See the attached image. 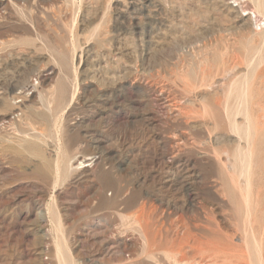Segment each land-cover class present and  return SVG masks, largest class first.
I'll use <instances>...</instances> for the list:
<instances>
[{
    "label": "rangeland",
    "instance_id": "374dc122",
    "mask_svg": "<svg viewBox=\"0 0 264 264\" xmlns=\"http://www.w3.org/2000/svg\"><path fill=\"white\" fill-rule=\"evenodd\" d=\"M256 4V0H0V264H57L51 255L54 251L52 233V238H42L43 231L38 230L34 216L36 206L45 205L52 198L58 204L64 231L67 229L69 251L82 261L80 264H89L91 258L93 263H98L104 256L111 264H117L112 247L120 239L137 243L130 256L126 253L123 264H180V261H183L181 264H264V259L261 263L258 261L256 251L249 253L244 246L242 250L231 248V243L238 244L234 238L239 234H234V226L241 220L237 217L235 220L232 211L225 206L228 193L223 183L230 172L236 174L240 167L235 171L218 168L214 160L217 153L228 166L231 163L232 137L226 123L213 129L208 118L210 111L202 115L203 105L209 103L212 107L215 96L223 98L220 84L227 82L231 74L220 68L212 90L198 85L184 94L180 89L188 78H198L201 71H209L213 60H218L221 67L235 62L237 75L246 71L250 93L264 105V17L256 11ZM186 72L191 75H184ZM195 73L197 75H192ZM140 82L154 88L155 93L163 90L161 92L174 99L172 111L176 110L174 105H179L185 113L181 124L167 121L164 126L149 119L147 97L135 85ZM31 92L35 95L33 101L29 100ZM165 113L164 116L169 115ZM2 115L6 118L1 119ZM179 133L187 135L191 142L181 143L179 138L183 136ZM35 137L38 141L32 140ZM261 140L264 142L262 138L254 144L251 179L262 197L264 143ZM66 142L70 143V150ZM164 149L180 161L175 175L161 163ZM94 151L101 152L105 162L96 175L83 178L72 174L61 178L56 189L51 185L50 173L56 154L61 158L63 155V158L74 155L81 158ZM38 159L41 161H36ZM100 187L106 191L102 201L97 194ZM187 193L193 196L196 208L193 204L183 206ZM113 197L116 202L130 199L127 205L121 204L115 209L116 204L111 208L106 200ZM145 201L149 203L147 212L156 223L154 256L142 253L140 237L128 229L131 224L125 221L126 216ZM160 202L169 207L175 203L173 206L181 211L162 218L161 209L153 210ZM177 214L198 228L191 230L187 238L176 227L181 223ZM98 217L111 222V232H104L100 227L91 230L85 225L95 224ZM213 220L223 222H219L220 228ZM45 225V230L50 228L49 222ZM180 237L183 241L178 246ZM172 240L176 242L172 244ZM215 246L225 252L217 254ZM178 248L181 254L171 257Z\"/></svg>",
    "mask_w": 264,
    "mask_h": 264
},
{
    "label": "bare ground",
    "instance_id": "6f19581e",
    "mask_svg": "<svg viewBox=\"0 0 264 264\" xmlns=\"http://www.w3.org/2000/svg\"><path fill=\"white\" fill-rule=\"evenodd\" d=\"M41 1V0H40ZM257 4H256V11L258 13H260L263 17H264V0H256ZM18 2V1H17ZM21 2V0H20ZM17 7V6H16ZM122 10V9H121ZM254 14V13H253ZM256 16V15H255ZM258 18V16H257ZM95 28V26H94ZM257 29V28H256ZM262 29L259 28V31H261ZM264 31V30H262ZM261 31V32H262ZM259 33V32H256ZM259 35V34H258ZM264 36V35H263ZM263 39V38H262ZM250 41V40H249ZM263 41V40H262ZM248 43V42H247ZM246 43V44H247ZM252 44V43H251ZM255 45V44H254ZM245 46V45H244ZM226 47V46H224ZM214 48V46H213ZM248 48V46H247ZM219 49V48H218ZM220 50V49H219ZM218 50V51H219ZM225 50V49H224ZM246 50V48H245ZM260 49H258L259 52ZM217 51V52H218ZM221 51V50H220ZM257 52V53H258ZM198 53V52H197ZM204 53V52H203ZM213 53V52H212ZM256 53V54H257ZM217 54V53H216ZM220 54V53H219ZM224 54V53H223ZM230 54V53H229ZM246 55V54H245ZM258 55V54H257ZM236 56V55H235ZM205 57V56H204ZM257 57V56H256ZM206 58V57H205ZM247 58V57H246ZM254 58V57H253ZM252 58V60H253ZM217 59V58H216ZM222 59V58H221ZM211 60V59H210ZM251 60V59H250ZM215 61L212 65H211V69L209 71L203 70L201 71V73H199V77H194V78H188L191 79V83H189L188 79L185 83H183V86L181 89V92L184 94H188V92H190L191 89L195 88L196 86L200 85V86H205L204 88H207L209 90H212L213 85H216V79L218 80L217 76H215V74H217L218 71H220L222 68V72L228 73L229 75L231 74V78L227 81V82H217L218 84H220V86H222V90L223 91V98H219L218 95L215 96V99L213 100V104L212 107H209L208 104L206 103L205 105H203V113L206 114L207 112L210 113V115L208 116L209 119H211L212 121V126L213 129L216 130L218 129L222 123H226L228 132H229V136L234 144L233 147V153H232V157H231V163L228 166L227 163L224 162V159L220 157V155L216 154V159H214L216 161V163L218 164V168H221V170L225 169L228 170L227 168H230L231 170H236L237 167L239 168L238 173L236 174H228L227 176V180L225 183V190L228 193V200L225 201V206L226 208L229 207V209L232 211V213L234 214V219L237 220L239 218V221L241 220L240 223H235L236 230L234 231V234H239L237 236H235L237 239L238 244H234L231 243V248H241L242 246H244L249 253L251 251H256L257 257H258V261L261 263L264 259V196H260L258 194V190H255L253 185H252V175L251 173L253 172L251 170L252 164H254V151L253 148L255 147L254 144L256 141H259L260 139L264 138V108H263V102H260L259 100H256L254 98V96L252 95V93H250V86H248V77L245 73L243 75H237L238 70L235 71L236 68V64L235 62H232V64L230 65H226L224 64L222 67L219 64L218 60H213ZM222 61V60H221ZM242 61V60H241ZM245 61V60H243ZM242 61V62H243ZM256 61V60H254ZM252 62V61H251ZM222 63V62H220ZM249 63V61H248ZM251 63L248 64V66H250ZM239 66V65H238ZM209 67V66H208ZM205 68V67H204ZM189 69V68H188ZM192 69V68H191ZM190 69V70H191ZM240 69V68H239ZM247 69V67H246ZM188 70V71H190ZM198 70V69H197ZM196 70V72H197ZM181 71V70H180ZM185 71V69H184ZM183 71V72H184ZM192 71V70H191ZM254 71V70H253ZM191 75V73L186 72L184 75ZM189 75V76H190ZM192 75H197L192 74ZM253 75V74H252ZM48 76V75H47ZM227 76V75H226ZM224 78H227V77ZM178 77V76H176ZM184 77V76H183ZM180 77V78H183ZM214 77H216V79L214 80ZM219 77V76H218ZM255 77V75H254ZM224 78H222V80H224ZM51 79V78H49ZM251 79H253L251 77ZM127 80V79H126ZM170 80V79H169ZM182 80V79H181ZM221 80V81H222ZM48 81V80H47ZM130 81V80H129ZM167 81V80H166ZM139 82V81H138ZM169 82V81H168ZM172 82V81H171ZM251 82V81H250ZM45 84V83H44ZM126 84V83H125ZM169 84V83H167ZM217 84V85H218ZM250 84V83H249ZM252 84V82H251ZM136 87H139L141 89V91L145 94V96L147 97L146 99V108L148 109L147 112L149 114V119L155 121L157 124H161V123H165L167 121L170 122H177L178 124H181L182 122V116L185 114L184 112H182V109H180L179 105H174L176 110L172 111L173 107H171V102L174 100H171L169 95H165V93L161 92L163 90H160V93H155L154 88H150L147 87L145 85H142L141 82L135 84ZM134 85V86H135ZM172 85V84H171ZM175 85V84H173ZM64 86V85H63ZM155 86V85H154ZM176 86V85H175ZM219 86V87H220ZM32 87V86H31ZM37 87V86H36ZM156 87V86H155ZM178 87V85H177ZM199 87V86H198ZM30 88V87H29ZM40 88V87H39ZM109 88V87H108ZM117 88V87H116ZM165 88V87H164ZM170 88V87H169ZM172 88V87H171ZM201 88V87H200ZM24 89V88H22ZM34 89V87H33ZM163 89V88H162ZM18 90V89H17ZM123 90V89H122ZM157 90V89H156ZM170 90V89H169ZM20 91V90H19ZM18 91V92H19ZM22 91V90H21ZM31 91V90H30ZM39 91V90H38ZM37 91V92H38ZM114 91V90H113ZM158 91V90H157ZM101 92V91H100ZM159 92V91H158ZM167 92V91H166ZM17 93V92H16ZM169 94V92H167ZM209 93V92H208ZM27 94V93H26ZM110 94V93H109ZM112 94V91H111ZM117 94V93H116ZM125 94V92H124ZM176 94V93H174ZM192 94V93H191ZM190 94V95H191ZM99 95V94H98ZM171 95V94H170ZM194 95V94H193ZM197 95V93L195 94V96ZM199 95V94H198ZM203 95V93H202ZM19 96V95H18ZM75 96V94H74ZM111 96V95H109ZM113 96V94H112ZM194 96V97H195ZM206 96V95H205ZM125 97V96H124ZM140 97V96H139ZM192 97V98H194ZM25 98V97H24ZM79 98V97H76ZM110 98V97H109ZM117 98V97H116ZM115 98V99H116ZM198 98V97H197ZM203 98V96L201 97ZM35 99V95L33 92H31V96L29 98V100L33 101ZM39 99V98H38ZM75 99V98H74ZM141 99V98H140ZM185 99V98H184ZM205 99V98H204ZM42 100V99H41ZM40 100V103H41ZM72 101V99H70ZM108 100V99H106ZM176 100V99H175ZM207 100V99H206ZM94 101V100H93ZM188 101V100H187ZM198 101V100H197ZM27 102V101H26ZM25 102V103H26ZM119 102V101H118ZM121 102V101H120ZM189 102V101H188ZM200 102V101H199ZM206 102V101H205ZM111 103V102H110ZM174 103V102H173ZM177 103V101H176ZM174 103V104H176ZM178 103L180 104V102L178 101ZM202 103V101L200 102ZM197 103V104H200ZM204 103V102H203ZM202 103V104H203ZM49 104V101H48ZM98 104V103H97ZM118 104V103H117ZM121 104V103H120ZM201 104V105H202ZM32 105V104H31ZM194 105V104H193ZM200 105V106H201ZM263 105V106H262ZM36 106V105H35ZM45 106V105H44ZM208 106V107H207ZM46 107V106H45ZM112 107V106H111ZM199 107V105H198ZM145 108V107H144ZM16 109V108H15ZM71 109V108H70ZM27 111V109H25ZM74 110V109H73ZM167 110H171V111H167ZM69 111V110H67ZM186 111V110H185ZM202 111V110H201ZM200 111V112H201ZM14 112V111H13ZM12 112V113H13ZM78 112V111H77ZM166 112V113H165ZM168 112V113H167ZM9 113V112H8ZM69 113V112H67ZM165 114H169L164 116ZM16 114V113H14ZM192 114V113H191ZM51 115V114H49ZM57 115V114H56ZM208 115V114H207ZM66 116V114H65ZM145 116V115H144ZM190 116V115H189ZM68 117V115H67ZM147 117V116H146ZM6 118V115H2L1 119ZM186 118V117H183ZM8 119V118H7ZM52 119V118H51ZM146 120V118H145ZM185 120V119H184ZM3 121V120H1ZM5 121V120H4ZM3 121V122H4ZM54 125V119L52 120ZM210 121V120H209ZM187 122V121H186ZM1 123V122H0ZM149 123V122H148ZM153 123V122H152ZM56 124V123H55ZM67 124V123H66ZM69 124V123H68ZM164 124V126H165ZM189 124V123H188ZM191 124V123H190ZM61 125V124H60ZM147 125V124H146ZM156 125V124H155ZM162 125V124H161ZM203 125L204 124L203 122ZM209 125V124H208ZM207 125V126H208ZM72 126V125H71ZM201 126V125H199ZM51 127V126H50ZM49 127V128H50ZM67 127V126H66ZM74 127V126H73ZM154 127V125H153ZM173 127V126H171ZM182 127V126H181ZM185 127V125H184ZM196 127V126H195ZM75 128V127H74ZM194 128V127H192ZM197 128V127H196ZM208 128V127H207ZM67 129V128H66ZM72 129V128H71ZM70 129V130H71ZM206 129V128H205ZM209 129V128H208ZM73 130V129H72ZM156 130V129H155ZM176 130V129H174ZM51 131V129H50ZM183 131V130H182ZM185 131V130H184ZM49 132V131H48ZM174 132V131H173ZM214 132V131H213ZM50 133V132H49ZM208 134V132H206ZM226 133V132H225ZM223 133V134H225ZM40 134V133H39ZM153 134V132H152ZM156 134V133H155ZM154 134V135H155ZM173 134V133H172ZM178 134V132L176 133ZM175 134V136H176ZM221 134V133H219ZM43 135V133H42ZM159 135V134H158ZM174 135V134H173ZM180 135V133H179ZM46 136V135H45ZM48 136V133H47ZM46 136V137H47ZM171 136V134H170ZM183 136L182 138H179V140L181 141V143L183 144H188L189 139L187 138V135H180ZM202 136V135H201ZM204 136V135H203ZM208 136V135H207ZM228 136V135H226ZM40 137V136H39ZM42 137V136H41ZM58 137V136H57ZM60 137V136H59ZM83 137V136H82ZM146 137V136H145ZM151 137V136H150ZM160 137V136H159ZM198 137V136H197ZM209 137V136H208ZM37 137H35V139L32 140H37ZM44 139V137H42ZM65 138V137H64ZM210 138V137H209ZM215 138V135H214ZM227 138V137H226ZM226 138H224L226 140ZM31 139V138H30ZM61 139V138H60ZM222 139V137L220 138ZM219 139V140H220ZM229 139V138H228ZM9 140V139H8ZM6 141V142H10V141ZM152 140V139H151ZM175 140V139H174ZM208 140V139H206ZM213 140V139H212ZM216 140H218L216 138ZM218 140V142H219ZM230 140V141H231ZM19 141V140H18ZM38 141V140H37ZM42 141V140H41ZM46 141V139H45ZM64 141V140H63ZM67 141V139H66ZM74 141V140H73ZM89 141V140H88ZM173 141V140H172ZM171 141V142H172ZM179 141V142H180ZM205 141V140H204ZM214 141V140H213ZM212 141V143H213ZM262 141V140H261ZM4 142V141H3ZM13 142V141H12ZM24 142V141H23ZM57 142V141H56ZM65 142V141H64ZM146 142V141H145ZM158 142V141H157ZM156 142V143H157ZM163 142V141H162ZM197 142H200V140H197ZM217 142V141H216ZM217 142V143H218ZM260 142V141H259ZM11 143V142H10ZM14 143V142H13ZM44 144V141L42 142ZM69 142H66L67 144V148L70 147L68 145ZM81 143V142H80ZM87 143V142H86ZM135 143V142H134ZM209 143V141L207 142V144ZM261 143H264L263 141ZM4 144V143H2ZM59 144V143H58ZM70 144V143H69ZM170 144V143H169ZM177 144V142H176ZM210 144V143H209ZM22 145V144H21ZM21 145L19 147H21ZM39 145V144H38ZM61 145V144H60ZM123 145V144H122ZM171 145V144H170ZM40 146V145H39ZM79 146V143H78ZM97 146V145H96ZM163 146V145H162ZM165 146V145H164ZM184 146V145H183ZM188 146V145H186ZM185 146V147H186ZM190 146V145H189ZM192 146V145H191ZM260 146H262L260 144ZM41 147V146H40ZM63 147V146H62ZM99 147V146H97ZM207 147V146H205ZM209 147V145H208ZM73 148V147H72ZM71 148V149H72ZM122 148V147H121ZM162 148V147H161ZM173 148V147H172ZM213 148H214V144H213ZM5 149V148H4ZM58 152H59V148ZM91 149H98V148H91ZM180 149V148H179ZM196 149V148H195ZM204 149V148H203ZM217 149V148H216ZM21 150L22 147H21ZM63 150V149H62ZM68 150H70L68 148ZM90 150V149H89ZM165 151H163L162 153V157L160 159L162 165L165 166V168H167V170H169V172L172 171V175L176 174L179 168V163L180 161H176L174 155L169 153L168 149H164ZM191 150V149H190ZM197 150V149H196ZM201 150V149H200ZM206 150V149H205ZM203 150V151H205ZM208 150V148H207ZM17 151V150H16ZM24 151V150H23ZM180 151V150H179ZM198 151V150H197ZM215 151V150H214ZM213 151V153H214ZM18 152V151H17ZM32 152V151H31ZM63 152H66L63 151ZM182 152V151H181ZM208 153L210 152L209 150L207 151ZM225 153H227L226 151H224ZM46 153V152H45ZM173 153V152H172ZM193 153V152H192ZM200 153V152H199ZM205 153V152H203ZM212 153V157L214 156ZM216 153V151H215ZM207 154V153H206ZM210 154V153H209ZM231 154V152H230ZM30 155V154H29ZM37 155V154H36ZM48 155V153H47ZM51 155V153H50ZM49 155V157H50ZM78 155V154H77ZM83 155V154H82ZM156 155V154H155ZM202 155V154H201ZM211 155V154H210ZM34 156V155H32ZM31 156V157H32ZM38 156V155H37ZM64 156V155H63ZM61 158V156L59 154H56V158L53 160L52 162V170H51V175L53 176V180L51 181V185H53V187L56 189V185H58V182L61 180V178H65L67 176H71L72 174H76L77 176H83V178L85 177H90V176H94L98 173L99 170H101L105 164L104 162V158L101 152L98 151H94L90 154H86L84 156H82L81 158H78L76 155L74 156H67ZM66 156V155H65ZM109 156V155H107ZM207 156V155H206ZM209 156V155H208ZM23 157V156H22ZM42 157V156H41ZM202 157V156H201ZM211 157V158H212ZM39 158V157H37ZM43 158V157H42ZM41 158V159H42ZM35 159V158H32ZM201 159V158H200ZM213 159V158H212ZM228 160H230V158H227ZM35 161V160H34ZM36 161H39L36 160ZM41 161V160H40ZM39 161V162H40ZM184 161V160H183ZM213 161V160H212ZM213 161V162H215ZM111 162V161H110ZM113 162V161H112ZM159 162V161H158ZM185 162H183L184 165ZM210 163V162H209ZM45 164V162H44ZM215 164V163H214ZM181 165V164H180ZM194 165V164H193ZM213 165V164H212ZM49 166V165H48ZM111 166V165H110ZM160 166V165H159ZM182 166V165H181ZM46 167V166H45ZM186 167V166H185ZM27 168V167H26ZM105 168V167H104ZM187 168V167H186ZM185 168V169H186ZM215 168V166L213 167ZM46 169V168H45ZM107 169V168H106ZM111 169V167H110ZM48 170V169H47ZM191 170V169H190ZM224 170V171H226ZM238 170V168H237ZM254 170V169H253ZM1 171V170H0ZM180 171V170H179ZM219 171V170H218ZM252 171V172H251ZM183 172V171H182ZM186 172V170H185ZM216 172V171H215ZM228 172V171H227ZM228 172V173H229ZM220 173V172H218ZM223 173V171H222ZM49 174V173H48ZM108 174V173H107ZM119 174V173H118ZM170 174V173H169ZM192 174V173H191ZM221 174V173H220ZM225 176V173H223ZM261 174V173H260ZM109 175V174H108ZM222 175V174H221ZM167 176V174H166ZM187 176V175H186ZM192 176V175H191ZM203 176V175H202ZM165 177V176H164ZM172 177V176H171ZM226 177V176H225ZM225 177H221L224 178ZM3 178V177H2ZM5 178V177H4ZM96 178V177H95ZM162 178H163V173H162ZM173 178V177H172ZM184 178V176H183ZM195 178V177H194ZM203 178V177H202ZM216 178V176H215ZM52 179V178H51ZM62 179V180H63ZM72 179V178H71ZM75 179V178H74ZM89 179V178H88ZM186 179V178H184ZM192 179V178H191ZM218 179V178H217ZM216 179V180H217ZM83 180V179H82ZM135 180V179H134ZM165 180V178H164ZM177 180V179H176ZM193 180V179H192ZM203 180V179H202ZM220 181V179H218ZM243 180V181H241ZM200 181V180H199ZM208 181V180H207ZM53 182V184H52ZM162 182V181H161ZM171 182V181H170ZM179 182V180H178ZM182 182V181H181ZM201 182V181H200ZM205 182V181H203ZM184 183V182H183ZM71 184V182H70ZM74 184V183H72ZM173 184V183H172ZM185 184V183H184ZM213 184V183H212ZM99 185V184H98ZM211 185V184H210ZM222 185V183H221ZM128 186V185H127ZM139 186V185H138ZM171 187V185H170ZM187 187V186H186ZM218 187V186H217ZM72 188V187H70ZM96 189V188H95ZM172 189V188H171ZM191 189V188H188ZM130 190V189H129ZM132 190V189H131ZM185 190H187L185 188ZM213 190V189H212ZM73 191V190H72ZM71 191V192H72ZM128 191V190H127ZM223 191V190H222ZM221 192V191H220ZM116 193V192H115ZM131 193V192H130ZM165 193V192H164ZM214 193V192H213ZM224 193V192H223ZM97 194L99 196V201H102L105 197L106 191H103L100 188H98L97 190ZM134 194V193H133ZM137 194V193H136ZM95 195V194H94ZM129 195V194H128ZM68 196V195H67ZM73 196V195H72ZM221 196V194H220ZM52 197V196H51ZM65 197V196H64ZM70 197V196H68ZM79 197V196H78ZM148 197V196H147ZM152 197V196H151ZM223 197V196H222ZM227 196H225L226 198ZM66 198V197H65ZM71 198V197H70ZM76 198V197H75ZM73 198V199H75ZM82 198V197H81ZM80 198V199H81ZM85 198V197H84ZM121 198V197H120ZM61 199V198H60ZM83 199V198H82ZM118 199V197H117ZM130 198H123L121 199V202H116V197L113 198H109L106 199L107 202L109 203L111 208H115L118 209V206H120L121 204H125L127 205V202L129 201ZM140 199V198H138ZM224 199V198H223ZM47 200V199H46ZM72 200V199H71ZM77 200V198H76ZM173 200V199H172ZM197 200V199H196ZM156 201V200H155ZM164 201V200H163ZM174 201V200H173ZM172 201V202H173ZM183 202V206L184 205H192L193 204V196L190 195V193H187L184 200H182ZM47 202V201H46ZM83 202V201H82ZM140 202V201H139ZM138 202V203H139ZM197 202V201H195ZM71 203V202H70ZM69 203V205H70ZM74 203V202H73ZM92 203V202H91ZM152 203V202H151ZM167 203V202H166ZM198 203V202H197ZM72 204V203H71ZM82 204V203H81ZM116 204V205H114ZM148 202H142L139 206V208L136 211L131 212L130 214H128L125 218V221L128 222V224H131L130 228L128 227V229L133 230L134 232L137 233V235L140 237L141 242H142V253L146 254V255H151L154 256L155 252L153 250V247L156 246L153 240V235H156L157 230L154 228V224H156L154 222L153 217L147 212L148 209ZM164 204V203H163ZM162 202H160L157 206L153 207V210H157V209H161V217L164 218L166 215L170 216L171 214H176L178 210L181 211V208L172 206L169 207L167 204L163 205ZM205 204V202H204ZM211 204V203H206ZM221 204V203H220ZM112 205H114L112 207ZM180 205V204H178ZM194 205V204H193ZM223 205V204H222ZM36 206V205H35ZM195 206V205H194ZM198 206V205H197ZM67 207V206H66ZM65 207V208H66ZM84 207V205H83ZM82 207V209H84ZM104 207V206H103ZM106 207V206H105ZM130 207V206H129ZM189 207V206H188ZM183 208V207H182ZM196 208V206H195ZM100 209V208H99ZM121 209V208H120ZM169 209H172L171 211ZM221 209V208H219ZM223 209V207H222ZM81 210V209H80ZM104 210V209H103ZM169 210V212H168ZM185 210V209H184ZM193 210V209H192ZM206 210V209H205ZM204 210V211H205ZM64 211V210H63ZM74 211V210H73ZM87 211V210H86ZM120 211V210H119ZM191 211V210H190ZM194 211V210H193ZM211 214H215L214 210H210ZM225 211V210H224ZM62 212V211H61ZM65 212V211H64ZM78 213V211H76ZM82 212V210H81ZM98 212V211H97ZM80 213V212H79ZM122 213V212H121ZM192 213V212H191ZM226 213V212H225ZM94 214V213H93ZM190 214V213H189ZM194 214V212H193ZM192 214V215H193ZM218 214V213H217ZM222 214V213H220ZM65 215V214H64ZM83 215V214H82ZM97 215V214H96ZM191 215V216H192ZM195 215V214H194ZM208 215V214H207ZM210 215V214H209ZM226 215V214H225ZM34 216L37 219V223H38V230L43 231V235L42 238L44 237H51V233H52V237H53V243H54V251L51 252V255H53L56 260H57V264H80V262L78 259H76L75 256H72V253L69 251V248L67 246V237H66V233L64 228H63V224H62V219H61V214H60V210L58 208V204L56 202V200L54 198L51 199L50 202L46 203L45 205L42 203H39L34 211ZM84 216V215H83ZM183 216V215H182ZM180 214H177V218L180 219V224L176 225L177 228H180V232L182 231V233H184V236H186V238L188 237L187 235L190 234L191 230H197L198 228H196L194 225L191 226L189 225L188 222H185L183 220ZM77 217V216H76ZM80 217V216H79ZM175 217V216H174ZM206 217V216H205ZM209 217V216H208ZM223 217V216H221ZM226 217V216H225ZM231 217V216H230ZM237 217V219H236ZM82 218V217H81ZM109 218V217H108ZM123 218V217H122ZM175 218V220L177 219ZM210 218V217H209ZM211 218H214L213 215ZM230 219V221L233 220ZM79 219V218H78ZM161 219V218H160ZM194 219V218H193ZM199 219V218H198ZM215 219V218H214ZM72 220V219H71ZM159 220V219H158ZM221 220V219H218ZM224 220V219H223ZM171 221V220H170ZM179 221V220H178ZM177 221V222H178ZM194 221V220H193ZM217 221V220H215ZM214 220L212 221L215 226L219 225V222L222 221H217L215 222ZM225 221V220H224ZM49 222L50 228L45 230L46 227V223ZM71 222V221H70ZM190 222V221H189ZM196 222V221H195ZM227 222V221H226ZM69 223V222H68ZM197 223V222H196ZM200 223V222H199ZM223 223V222H222ZM221 223V224H222ZM233 223V222H232ZM66 224V223H65ZM64 224V226H65ZM75 224V223H74ZM119 224V223H118ZM125 224V223H124ZM133 224V225H132ZM161 224V223H160ZM225 224V223H224ZM48 225V224H47ZM85 225H87V227L91 230H94L93 228L95 227H100L103 229V231H107L109 229L112 228V224L111 222L107 219V218H102V217H98L97 221L95 224L93 223H86ZM204 225V224H203ZM234 225V224H233ZM70 226V225H69ZM116 226V225H115ZM119 226V225H118ZM122 226L123 223H122ZM175 226V225H174ZM48 227V226H47ZM82 227V225L80 226V228ZM126 227V225H125ZM123 227V228H125ZM160 227V226H159ZM208 227V226H207ZM219 227V226H218ZM69 228V227H68ZM83 228V227H82ZM220 228V227H219ZM228 228V227H227ZM226 228V229H227ZM231 228V227H230ZM50 229V230H49ZM114 229V228H113ZM37 230V229H36ZM90 230V231H91ZM96 230V229H95ZM100 230V229H99ZM221 230V229H220ZM87 231V230H86ZM110 231V230H109ZM116 231V230H115ZM207 231V230H206ZM228 231V230H227ZM237 231H239V233H237ZM99 232V231H97ZM95 232V233H97ZM111 232V231H110ZM204 232V231H203ZM224 233V230L222 231ZM231 232V231H230ZM178 233V232H177ZM192 233V232H191ZM82 234V233H81ZM131 235V233H128ZM193 234V233H192ZM201 234V233H200ZM41 235V234H40ZM100 235V234H99ZM120 236V235H119ZM157 236V235H156ZM183 236V238H184ZM198 236V235H197ZM51 237V238H52ZM73 237V236H72ZM41 238V237H40ZM74 238V237H73ZM101 238V237H100ZM104 238V237H102ZM109 238V237H108ZM113 238V237H112ZM128 238V237H127ZM162 238V237H161ZM183 238L180 237V242L178 243V246L181 245ZM193 238V237H192ZM132 239V238H131ZM159 239V238H158ZM230 239V238H227ZM232 239V238H231ZM230 239V240H231ZM90 240V239H89ZM193 240V239H191ZM42 241V240H41ZM44 241V240H43ZM103 241V239H102ZM132 241V240H131ZM162 241V240H161ZM206 242V240H204ZM232 241V240H231ZM176 241L172 240V244H174ZM235 242V240H234ZM208 243V242H207ZM194 244V243H193ZM42 245V244H41ZM46 245V244H45ZM44 245V246H45ZM75 245V244H73ZM72 245V246H73ZM203 245V244H202ZM220 244H218L219 246ZM43 246V245H42ZM221 246V245H220ZM112 247V246H111ZM137 247V243L136 242H132V243H128L126 241V239H120L116 242L115 246L112 247L113 249V253L112 255H114V260L117 264H123L126 260V253H129V256L131 253H133V251L136 249ZM216 247V246H215ZM41 248V247H40ZM180 248V247H179ZM177 249L175 252H173V254H171V257L178 256L181 254V249ZM244 248V249H245ZM112 250V249H110ZM235 250V249H234ZM242 250V248H241ZM45 251V250H44ZM78 251V250H77ZM92 251V250H91ZM103 251V250H102ZM215 251L217 254H222L225 252V250L223 248L220 247H216ZM39 252H43V250H39ZM38 252V253H39ZM236 252V250H235ZM246 252V251H245ZM189 253V252H188ZM76 254V252H75ZM109 254V253H108ZM248 254V253H247ZM255 254V255H256ZM14 255V254H13ZM96 255V254H95ZM103 255V254H102ZM249 255V254H248ZM254 255V254H253ZM104 256V255H103ZM223 256V255H222ZM245 256V255H244ZM251 256V255H250ZM39 257V256H38ZM86 257V256H85ZM108 257V256H107ZM255 257V259L257 258ZM11 258V257H10ZM91 258V257H90ZM95 258V257H94ZM242 258V256L240 257V259ZM42 259V257H41ZM92 259V258H91ZM89 260V264H111V262H109V260L106 259V256L102 257L98 263H93V259ZM98 259V258H97ZM173 259V258H172ZM239 259V258H238ZM243 259V258H242ZM245 259V258H244ZM252 259V258H251ZM7 260V259H6ZM5 260V261H6ZM85 260V258H84ZM133 260V259H132ZM148 260V259H147ZM250 260V259H249ZM4 261V262H5ZM174 261V260H173ZM171 261V262H173ZM251 261V260H250ZM254 261V259H253ZM7 262V261H6ZM14 262V261H13ZM42 262V260H41ZM86 262V260H85ZM183 262V261H182ZM180 261V264L182 263ZM9 263V262H8ZM44 263V262H43ZM175 263V262H174ZM177 263V262H176ZM257 263V262H256ZM28 264V263H27ZM36 264V263H34ZM87 264V263H86ZM178 264V263H177ZM263 264V263H262Z\"/></svg>",
    "mask_w": 264,
    "mask_h": 264
}]
</instances>
